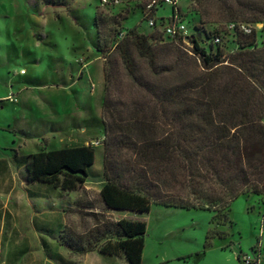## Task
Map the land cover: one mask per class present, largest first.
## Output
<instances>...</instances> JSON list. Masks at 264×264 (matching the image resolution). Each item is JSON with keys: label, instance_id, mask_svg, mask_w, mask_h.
Returning a JSON list of instances; mask_svg holds the SVG:
<instances>
[{"label": "rangeland", "instance_id": "obj_1", "mask_svg": "<svg viewBox=\"0 0 264 264\" xmlns=\"http://www.w3.org/2000/svg\"><path fill=\"white\" fill-rule=\"evenodd\" d=\"M148 1L101 5L100 0H0V153L16 149L26 157L40 150L91 146L95 162L89 172L100 171L106 90L109 120L122 125L138 116L160 137L176 105L157 97L178 89L193 98L199 83L218 79L212 85L217 88L219 80L231 77L203 75L200 65L180 49L189 51L186 43L165 35L170 6H157L155 27H149ZM248 1L183 0L174 18L189 35L199 37L207 52L215 53L208 33L219 30L224 35L229 22L250 24L243 19L251 12ZM133 27L151 37L156 63L150 68L130 45L135 74L129 77L117 49L106 55L98 50L110 47L114 38H122ZM224 41L221 51L232 49L227 37ZM104 66L110 67L108 83ZM239 87L243 96L246 90L242 84ZM129 214L146 223L143 264H240L237 256L255 258L258 244L264 264V204L259 196L249 193L235 199L229 222L222 225L220 217L217 220L206 210L153 204L148 213ZM31 243L27 255L0 256V264L48 263L36 250L38 242ZM198 253L204 255L195 261ZM74 259L79 262L80 257Z\"/></svg>", "mask_w": 264, "mask_h": 264}, {"label": "trees", "instance_id": "obj_2", "mask_svg": "<svg viewBox=\"0 0 264 264\" xmlns=\"http://www.w3.org/2000/svg\"><path fill=\"white\" fill-rule=\"evenodd\" d=\"M247 6L251 12L243 19L250 24L264 23V0H249ZM155 10L149 17L154 18ZM224 33L217 30L205 36L216 48L215 53L207 52L197 35L190 37L191 51L180 46L200 65L203 75L231 77L219 80L214 84L217 88L212 85L218 79L199 83L193 98L178 89L157 97L176 105L160 137L138 116L122 125L112 117L109 120L106 90L102 103L104 183L98 194L105 209L148 213L154 204L206 210L214 212L215 219L220 217L222 225L229 222L230 206L239 196L250 193L259 196L264 204V44L253 34ZM214 34L221 35L220 44L211 43ZM225 37L232 49L223 52L220 47L226 43ZM150 38L133 27L122 38H114L110 47L98 51L106 55L117 49L126 73L133 77L135 67L129 46L154 68L156 58ZM109 71V66L103 67L105 83L109 81ZM239 84L246 90L243 96ZM122 155L125 158L121 159ZM23 158L27 182L50 184L71 192L86 181L94 163V149L82 145L40 150ZM106 230L111 237L103 242L92 237L74 242L61 237L57 242L71 252L97 249L100 254L122 258L127 264H141L144 221L120 219ZM203 255L195 254V261Z\"/></svg>", "mask_w": 264, "mask_h": 264}, {"label": "crops", "instance_id": "obj_3", "mask_svg": "<svg viewBox=\"0 0 264 264\" xmlns=\"http://www.w3.org/2000/svg\"><path fill=\"white\" fill-rule=\"evenodd\" d=\"M18 151L0 153V256L27 255L36 240L37 252L48 262L42 264H127L97 249L71 252L57 242L61 237L67 242L88 237L103 242L111 237L106 227L120 219L134 220L128 211L103 207L98 196L104 183L102 169L88 171L81 188L64 192L50 184L27 182L24 158ZM68 255L80 257L79 262Z\"/></svg>", "mask_w": 264, "mask_h": 264}, {"label": "built area", "instance_id": "obj_4", "mask_svg": "<svg viewBox=\"0 0 264 264\" xmlns=\"http://www.w3.org/2000/svg\"><path fill=\"white\" fill-rule=\"evenodd\" d=\"M180 1L183 0H149L148 3L145 5V17H147V25L149 27H155V20L152 17H149L150 13L153 12L157 6L166 5L170 6L172 9L171 17L168 18L166 25L164 27V33L170 38H181L186 46L189 48L192 47V43L190 42V37L187 33V30L183 25L179 23L174 17V11L177 9V5ZM101 5H116L118 4V0H100ZM224 31L237 34L241 33L243 35H254L258 41L264 44V23H257V24H245V23H227L224 26ZM221 35L214 34L211 37V43L213 44H220L221 43ZM191 54L190 52H188ZM255 252V258L251 259L246 255H241L239 257L240 264H260V257H261V250L260 245L258 244Z\"/></svg>", "mask_w": 264, "mask_h": 264}]
</instances>
